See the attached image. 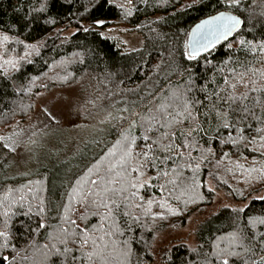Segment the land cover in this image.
<instances>
[{
  "label": "trees",
  "instance_id": "trees-1",
  "mask_svg": "<svg viewBox=\"0 0 264 264\" xmlns=\"http://www.w3.org/2000/svg\"><path fill=\"white\" fill-rule=\"evenodd\" d=\"M42 2L0 0V138L17 122L26 121L40 94L54 87L75 81L95 85V96L111 107L118 98L134 96L121 106L119 114L108 119L107 134L93 145V151L73 167H42L30 176L11 178L7 162L16 149L5 148L4 139H0V231L10 233L8 246L0 252L15 257L12 264H63V257L54 255L52 245L61 250L65 245L59 239H50L49 234L67 238V246L75 251L80 243L78 236L73 244L72 237L58 232L61 227L69 233L74 230L64 219L67 215L81 228L87 224L102 249L100 256L91 261L84 258L80 264H221L217 253L224 248L240 254L230 258L229 264H253L264 257V225L249 224L250 218H264L262 93H249L261 100V106L238 125L244 128L242 134L219 127L220 122L203 115L208 109L199 105L193 110L196 120L167 129L176 133L174 143L180 147L168 153L171 160L157 161L159 173L151 166L144 169L142 181L148 183L125 193L128 200L117 199L121 207L114 216L109 217L104 207L82 200L83 193L94 188L120 187L107 181L114 177L119 180L115 175L119 168L111 172L109 168L120 159L121 134L135 137L137 145H143L139 139L144 134L141 120L139 116L130 117V113L148 116L150 109L171 102L173 92H182L188 86L186 69L195 82L189 95L201 100L223 87L221 77L233 68L237 72L249 67L259 70L252 78L257 88L264 87V77L259 74L264 72V54L252 55L247 43L243 47L239 44L241 39L253 44L264 41V0H242L240 9L228 10L240 16L244 24L230 39L193 60L187 58L189 32L203 18L225 10L218 0H111L107 5L103 0L100 5L96 0H48L46 11H35ZM96 18L104 19L105 25L94 27ZM119 21L143 36L140 48L126 51L114 38L102 34L103 28ZM69 30L75 32L68 35ZM4 36L8 37L6 41ZM6 60L14 61V66ZM246 91L244 87L237 89L238 94ZM246 103L253 106L251 99ZM121 117L133 119V126ZM197 127L200 131H194ZM258 128L261 131L257 132ZM230 131L235 144L228 141ZM151 135L155 137V133ZM185 144L188 146L183 147ZM100 177L106 183L99 187L87 182ZM69 193H73L71 207L65 214L63 205L69 204ZM221 194L225 199L220 200ZM33 195H43L45 200L43 228L38 227L41 218L36 215L38 201L32 199ZM21 196L25 200L21 201ZM218 197L220 203L216 204ZM149 200L152 206L146 213ZM29 203L31 212L24 216L21 212L28 211ZM137 204L142 207H135ZM124 211L130 215H122ZM82 214L86 220L81 219ZM132 216H138L139 221L134 222ZM191 218L195 226L189 238H174L155 248L162 232L183 229ZM3 243L0 238V245ZM245 248L251 251L245 252ZM95 250L90 240L84 251ZM0 264L6 262L0 259Z\"/></svg>",
  "mask_w": 264,
  "mask_h": 264
},
{
  "label": "snow or ice",
  "instance_id": "snow-or-ice-1",
  "mask_svg": "<svg viewBox=\"0 0 264 264\" xmlns=\"http://www.w3.org/2000/svg\"><path fill=\"white\" fill-rule=\"evenodd\" d=\"M130 2V0H129ZM111 0H103V4H110ZM218 3L222 4L225 8V11H219L218 14L209 16L208 19L202 21L201 25H197L196 30L193 32V39L195 40L197 32L200 31L201 28L205 26L210 27V35L214 38L218 39L220 36H227L232 33L234 30L239 29L244 21L236 15H229L228 10L240 9L242 5V0H218ZM96 4L100 5L101 0H96ZM50 7L48 0H43L40 7L35 9L37 12H44ZM131 15L129 11L127 13ZM264 15V13H262ZM106 21L104 19L96 18L93 20L94 27H103ZM27 26V25H25ZM84 31H89L88 28H85ZM8 37L4 36L3 40H7ZM207 40V37H202L200 40L196 41V43L200 44L201 47L207 49L208 44L212 43L211 40H208L207 43L204 42ZM249 45V51L252 55H255L257 52L264 54V41H260L256 44L252 42H246L241 39L239 44L243 47L245 44ZM231 47V45H229ZM197 49L194 48L192 54H188L187 58L189 60H193L196 58L195 52ZM5 63L13 64L14 61L6 60ZM210 63V62H209ZM215 67V66H214ZM189 73V82L188 86L182 92H173L171 102L161 104L154 109L149 110L148 116H140L139 113H130V117L139 116L141 120V126L144 128V134L139 137L140 140L143 141L142 146L137 145V138L129 137L126 134L122 135V140L118 141V147L120 150V159L117 161L116 165H113L109 168V172H111L114 168H119V171L116 172V177H119L117 180L115 177L111 181H107V183H119V188H108L104 187L102 190L92 189L87 193H83L82 200L84 203H91L96 205L97 207H104L107 210V215L109 217L114 216L116 210L120 209L121 205L117 203V199L128 200L129 197L125 196V193H128L130 189H136L138 186L143 187L148 181H142V177L144 176V169L151 166L154 170L159 173V168L157 166V161L160 160H171V155H168L174 148L180 147L175 145L174 141L176 139V133L174 131H168L167 129L172 128L175 124L183 123L185 120H196L197 117L193 115V110L197 108V106L205 107L208 111L204 112L203 115L206 117H214L217 119L219 123V127L224 129L235 130L237 133H243L244 128L238 127L243 121H246L250 117L255 115L256 108L261 106V100L256 97H250L249 93H262L264 94V87L257 88L255 85L257 81L252 77L257 75L259 70L253 69L251 67L246 68L245 72H237L235 68H233L229 75L222 76L223 87H220L219 90H213L211 94H206L204 99H197L189 95L192 93L195 82L192 80L191 71L186 69ZM218 72L223 73V68H217ZM251 73V75H249ZM261 77H264V72H259ZM238 87H244L247 89L244 93H237ZM201 91H204L201 89ZM252 100V107L248 106L246 103L249 100ZM208 103H205V102ZM211 105L209 107L208 105ZM124 111H128V109H124ZM51 115V113H49ZM121 119L127 120L129 127H132L134 124V120L128 117H121ZM261 123H264V118L260 120ZM250 128L251 125H248ZM194 131H200V128L197 127ZM219 131V128L217 129ZM261 131V129H257V132ZM155 133V137L151 135ZM183 134V133H182ZM190 135V133H189ZM4 139L6 142L4 144L5 148H9L11 144H15L16 140L12 137L0 138ZM240 139H243V136H240ZM11 142L9 144L8 142ZM167 141V143H165ZM228 141L235 144L236 139L231 136V131L229 132ZM227 142V141H225ZM185 144L183 147H187ZM139 147V151L135 152L134 149ZM160 153V155H157ZM151 154V155H150ZM199 165H197V168ZM91 171V170H90ZM255 171V169H252ZM133 173L136 176H133ZM163 175H167V172H163ZM93 186L99 187V185H103L106 183L104 177H100L98 180H90L87 181ZM29 192H33V189L29 188ZM75 189H73V193H75ZM73 193H69V204L63 205L65 214H67L71 207V199ZM132 195H135L133 192ZM99 198V199H97ZM33 200H37L38 203L36 207L38 208L37 216L41 218V223L38 225L39 228L45 227L43 220L44 214V197L43 195L36 196L33 195ZM20 200H25L24 196L20 197ZM152 201H148L147 208L145 212H149L151 210ZM163 203H161V207H163ZM32 205L29 203L28 211H22L21 214L24 216H28L31 212ZM127 207V205H125ZM135 207H142V205L137 204ZM170 211H172L170 209ZM233 211H243V209H233ZM173 214H177L173 211ZM4 215L7 217L8 213L5 212ZM124 216H129L130 213L128 211H124L122 213ZM64 219L73 227V231L71 233L68 232L67 228H59L58 232L60 235L64 237H72V242L75 244L76 238H79V245L76 247L75 251L73 248L67 246L68 240L67 238H60V236H53L49 234L50 239H59L60 244L65 245L63 250L57 248L55 244L52 245V248L55 249L54 255L59 257H63V264H80V262L87 258V260L91 261L94 256H100L102 249L100 245H97L96 240L92 238L87 224L85 227L81 228L80 225L76 223L74 219H68L67 215H65ZM81 219H85L86 217L82 214ZM134 222L139 221L138 216H132ZM5 227H8V222L5 220ZM249 224L256 225L261 224L264 225V218H250ZM129 230L130 226H129ZM0 238L3 239L4 243L0 245V248H6L8 246V241L10 239V233L6 231H0ZM254 239V235L250 237ZM100 240H103V237H99ZM235 239V237H234ZM91 240L92 245L95 247V251H84L88 246L89 241ZM45 248L48 245H44ZM106 247V245H105ZM245 252L251 251L249 248L244 249ZM76 252H79L80 255L77 256ZM129 253L126 252L127 256ZM240 254L236 251H230L229 248L220 249L217 253V258L220 260L221 264H229V259L232 257H238ZM0 259L6 262V264H12V261L15 260V257L10 258L7 255H3L0 252ZM24 259H27L25 257ZM244 264H248V261H244ZM253 264H264V257H261L258 261H253Z\"/></svg>",
  "mask_w": 264,
  "mask_h": 264
},
{
  "label": "rangeland",
  "instance_id": "rangeland-1",
  "mask_svg": "<svg viewBox=\"0 0 264 264\" xmlns=\"http://www.w3.org/2000/svg\"><path fill=\"white\" fill-rule=\"evenodd\" d=\"M74 32L69 30L66 34ZM102 34L114 38L126 51L138 49L143 44V36L121 21L103 28ZM94 86L75 81L68 86L42 92L31 116L5 132L3 138L12 137L16 140L15 144L8 142L16 149L11 161L7 162L11 167V178L30 176L42 167H73L93 151V145L107 134L110 124L108 119L119 114L121 106H125L134 96L129 94L124 99L118 98L111 107L95 96ZM223 199L225 195L221 194L220 200ZM218 203L219 197L216 200ZM194 226L191 218L183 229L162 232L156 239L155 248L174 238H189ZM190 241H194L191 235Z\"/></svg>",
  "mask_w": 264,
  "mask_h": 264
},
{
  "label": "water",
  "instance_id": "water-1",
  "mask_svg": "<svg viewBox=\"0 0 264 264\" xmlns=\"http://www.w3.org/2000/svg\"><path fill=\"white\" fill-rule=\"evenodd\" d=\"M223 11H225V10H223ZM216 14H218V13H216ZM216 14H213V15H216ZM228 14L229 15H236L232 11H228ZM210 16H212V15H210ZM236 16H238V15H236ZM208 18H209V16L203 18L202 20H200L199 22H197L195 25H193V27L191 28V30L189 32V35H188V39H187V47H188L189 54H192L193 53L194 48L197 49V51L194 53L195 56H199V55H201L203 53H206V52L212 50L214 47L218 46L219 44H221V43L225 42L226 40L230 39L241 28L240 27L239 29L234 30L232 33H230L227 36V38H225L224 36H220L218 39H216L212 35H210V27L211 26H205L204 28H201L199 32H197L196 37H195V40H194L192 34L196 30L197 25H201L202 24V21H204V20H206ZM202 37H207V40H204L205 43H207L208 40H211L212 41V43H209L208 44V48L207 49L201 47L200 44L196 43V41L200 40Z\"/></svg>",
  "mask_w": 264,
  "mask_h": 264
}]
</instances>
